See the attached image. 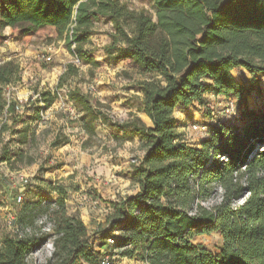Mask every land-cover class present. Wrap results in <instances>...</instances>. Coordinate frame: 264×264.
Masks as SVG:
<instances>
[{
	"label": "trees",
	"instance_id": "1",
	"mask_svg": "<svg viewBox=\"0 0 264 264\" xmlns=\"http://www.w3.org/2000/svg\"><path fill=\"white\" fill-rule=\"evenodd\" d=\"M153 3L155 20L121 0H0V30L11 27L19 35H30L52 26L79 61L95 66L85 44L94 22L106 17L112 25L103 47L107 61L129 59L142 75L136 82L142 115L111 123L122 132L129 128L145 146L132 169L138 191L110 201L106 223L110 232L118 229L121 235L99 229V239L93 238L79 217L67 214L61 193L50 215L54 250L44 264H101L96 248L110 237L112 248L120 250L114 254L140 264H264V110L244 107L241 125L220 123L198 145L181 139L173 114L178 103L201 101L209 89L243 101L259 90L258 75L264 76V0ZM234 68L247 71L249 82ZM66 70L74 74V65ZM19 71L14 59L0 64V112L11 116L17 115L18 103H7L4 87L19 79ZM47 94L39 93L38 100L49 106L53 97ZM67 95L89 120L111 122L99 103H92L78 87ZM18 118L12 117V123ZM52 143L57 145V138ZM217 187L219 200L204 206L200 201L216 194ZM16 223L19 227L18 212ZM211 232L222 238L217 254L191 241L194 235ZM41 234L0 235V264H27V257L46 240Z\"/></svg>",
	"mask_w": 264,
	"mask_h": 264
},
{
	"label": "rangeland",
	"instance_id": "2",
	"mask_svg": "<svg viewBox=\"0 0 264 264\" xmlns=\"http://www.w3.org/2000/svg\"><path fill=\"white\" fill-rule=\"evenodd\" d=\"M121 1L156 19L153 0ZM110 31L112 25L108 19L98 17L85 44L98 63L95 66L76 62L64 37L52 26H44L30 35H19L14 28L0 30V64L14 59L20 68L19 79L11 84L13 89L10 88V96L17 99V115L0 112V235L16 234L10 220L12 207L19 215L18 230L31 229V233L24 236L42 233L46 240L27 257V264H44L52 256L47 245L56 234L50 215L61 193L67 214L79 217L93 238L99 239L100 236L95 235L99 229L109 236L119 237L122 233L118 229L110 232L111 224L106 223L112 212L110 201L137 190L130 170L139 163L145 146L129 128L122 132L118 125L111 123L121 124L142 115L138 111L142 100L136 84L142 75L129 59L116 63L107 61L103 47L110 40ZM47 56L50 59L46 60ZM68 64L74 65V74L67 72ZM233 71L249 82L251 75L247 71L240 68ZM258 85L259 90H252L244 101L209 89L201 101L184 105L183 111L176 113L181 139L198 145L202 139L209 138L212 127L220 123L241 125L244 107L264 110V76L261 74ZM75 87L92 103H99L111 122L89 120L85 111L68 98V90ZM4 91L7 92V86ZM35 92H48L45 97H53L52 103L46 106V102L37 98L30 99ZM232 100L234 109L228 110ZM12 117H19L18 122L12 123ZM193 124L199 129L192 130ZM55 138L57 145L52 143ZM220 193L217 187L216 194L200 202L211 207L219 200ZM17 194L23 198L19 206L13 202ZM39 218L42 222H35ZM191 241L213 254H217L222 245L218 232L197 234ZM126 259L117 255L113 262L134 264Z\"/></svg>",
	"mask_w": 264,
	"mask_h": 264
},
{
	"label": "built area",
	"instance_id": "3",
	"mask_svg": "<svg viewBox=\"0 0 264 264\" xmlns=\"http://www.w3.org/2000/svg\"><path fill=\"white\" fill-rule=\"evenodd\" d=\"M46 60L50 59V56H47L45 58ZM76 62H79V59L76 57ZM7 86V92L5 93V96H6V99H7V103H9V101L11 99H14V100H17L15 99L14 96H10V88L13 89L12 85L11 84H8L6 85ZM39 93L35 92L33 95H31L30 99H39ZM19 100V99H18ZM21 102V100H19ZM41 103V102H40ZM229 109H234V101H230L229 103V106H228V110ZM192 130H198L199 129V126L197 124H193L191 126ZM204 129V127H201ZM221 158H224V157H221ZM23 182L26 184L27 180L24 179ZM14 204L15 205H20L22 204L23 202V198H22V195L20 194H17L16 197L14 198L13 200ZM10 220H11V223H12V226L13 228H15V232H16V235H18L19 237H22L24 236L25 233H31V229L30 227H25L23 230H18V225L16 223V218H17V212L14 210V208L12 207L11 211H10ZM35 222H42V220L39 218L37 219ZM34 235H38V233H34ZM113 239L110 237L107 239V242L105 245L101 246V247H97L96 250H99V252L101 253V257H100V263L101 264H114L113 260L114 258L117 256L116 254H114L116 251L114 249H110L109 247H111L113 245ZM49 248H51V255L53 253V250H54V246H53V241H51L50 243H48L47 245Z\"/></svg>",
	"mask_w": 264,
	"mask_h": 264
},
{
	"label": "crops",
	"instance_id": "4",
	"mask_svg": "<svg viewBox=\"0 0 264 264\" xmlns=\"http://www.w3.org/2000/svg\"><path fill=\"white\" fill-rule=\"evenodd\" d=\"M6 28H11V27H6ZM139 94V96H140V100H142V93L141 92H139L138 93ZM182 109H184V105L183 104H181V103H178L176 106H175V108H174V111H173V114H174V116H175V118L177 119V116H176V113H178V112H181V111H183ZM130 110V109H129ZM176 131L179 133L180 131H179V129H178V127H176ZM195 145H197L196 143H195ZM144 152H145V150L143 151V154H144ZM123 163L121 162V165H122ZM123 166V165H122ZM130 171H132V170H130ZM138 191V187H137V190L133 193V194H135L136 192ZM133 194H130V195H133ZM127 196H129V195H127ZM122 198H124V197H122ZM121 198V199H122ZM120 200V199H119ZM117 201V200H116ZM126 260H132V262H134V264H140V262L138 261V260H136V259H126Z\"/></svg>",
	"mask_w": 264,
	"mask_h": 264
}]
</instances>
